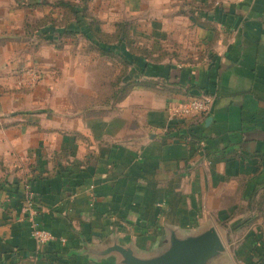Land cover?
<instances>
[{
  "label": "crops",
  "instance_id": "obj_1",
  "mask_svg": "<svg viewBox=\"0 0 264 264\" xmlns=\"http://www.w3.org/2000/svg\"><path fill=\"white\" fill-rule=\"evenodd\" d=\"M89 7L103 39L124 28L125 40L114 42L122 54L89 50L81 35L60 46L36 36L32 45L26 30L49 7L0 4V264H122L105 252L121 245L148 254L171 230L250 216L238 253L264 248V0ZM123 63L127 78L145 84L125 78L129 91L118 99ZM110 66L115 78L93 75ZM34 67L42 76L28 86ZM101 88L113 90L102 97ZM202 93L215 96L211 112L169 118V103ZM24 183L56 236L43 248L31 235Z\"/></svg>",
  "mask_w": 264,
  "mask_h": 264
},
{
  "label": "trees",
  "instance_id": "obj_2",
  "mask_svg": "<svg viewBox=\"0 0 264 264\" xmlns=\"http://www.w3.org/2000/svg\"><path fill=\"white\" fill-rule=\"evenodd\" d=\"M90 2L91 0H28L26 3V6L28 7L47 6L51 10V14L45 15V18L40 23H37L35 26H30L33 33L31 34V37L29 36V41H31V38L34 36H37L38 38L39 36H44L49 41H53L56 46H60V42H63L64 38L77 37L78 35H81L88 41H90L89 46H91L93 49H90L89 46H86L89 50L97 49L101 52V54L110 55L111 57L119 55L120 53L122 54L120 47L117 46L114 42L117 41V43H121V41L125 40L126 33L124 32V28L120 26L118 28L119 31H117L116 34L108 36L107 40L103 39L102 37H104V35L103 33H101V29L99 28L97 23L99 22V20L90 11ZM57 10H59L60 12L57 14V16H55L54 11L58 12ZM71 20H75L78 23V29L69 26V22ZM37 30H39L40 32L39 35L35 34ZM33 41L35 42L34 39ZM37 46L38 43L36 42L35 47ZM122 57L124 56L122 55ZM124 61L127 63V59ZM122 68L124 69L123 74H121L120 72V74L116 78L117 82L113 83V85L115 86L113 90V96L117 97L118 99L122 98L129 91V89L127 88L128 84H134L133 86H142L145 84L144 82H140V80L138 79L133 80L131 79L132 77L127 78L128 74L126 72L124 63L123 67H121V70ZM125 78H127L128 84H125ZM0 126H6V124H2V122H0ZM187 133H190L188 129ZM188 134L187 136L190 135L189 137H191L192 139H196V137L191 133L189 135ZM179 136H184V134H179ZM26 185V183H24L23 186L20 185L19 193L22 197L21 200H23L25 197ZM28 186L33 190L30 183ZM262 196H264V192ZM34 202L36 204H38L39 202L36 195L34 197ZM253 204L251 203L250 208H254ZM258 204L261 205L262 202H258ZM256 217L257 216H250L249 218L241 219L235 223H232V227L240 228L248 226ZM223 225H226V221H224ZM246 257H248L245 259L247 260V264H264V248H259L257 244L254 243L253 247L249 249V253Z\"/></svg>",
  "mask_w": 264,
  "mask_h": 264
},
{
  "label": "water",
  "instance_id": "obj_3",
  "mask_svg": "<svg viewBox=\"0 0 264 264\" xmlns=\"http://www.w3.org/2000/svg\"><path fill=\"white\" fill-rule=\"evenodd\" d=\"M122 264H223L226 246L214 223L197 231L171 230L166 242L152 253L137 254L129 246L115 245Z\"/></svg>",
  "mask_w": 264,
  "mask_h": 264
},
{
  "label": "built area",
  "instance_id": "obj_4",
  "mask_svg": "<svg viewBox=\"0 0 264 264\" xmlns=\"http://www.w3.org/2000/svg\"><path fill=\"white\" fill-rule=\"evenodd\" d=\"M42 73L34 67L25 71L23 83L28 86H33L41 78ZM215 102V96L210 93H202L197 96L185 97L182 100H177L167 105V113L171 119H189L196 116L204 115L211 112ZM26 187H29L28 185ZM26 204L24 211L31 223V235L40 247H44L56 239L55 234L48 228L44 227L38 219V210L35 206L34 196L31 191L25 194ZM62 242L66 240L61 239Z\"/></svg>",
  "mask_w": 264,
  "mask_h": 264
},
{
  "label": "rangeland",
  "instance_id": "obj_5",
  "mask_svg": "<svg viewBox=\"0 0 264 264\" xmlns=\"http://www.w3.org/2000/svg\"><path fill=\"white\" fill-rule=\"evenodd\" d=\"M13 1H16L19 4L20 3H24V5H26L28 0H0V4H5V3H10L11 4ZM29 29L26 30L27 33L28 32L29 33L30 32L33 33V31H31V29L30 30ZM33 38H35V41H37L36 36H34V37H32V40L29 41L30 44H32L34 42ZM89 48L93 49L91 46H89ZM112 67L113 66H110L109 68L105 67L102 70L100 69V72L93 73V75L94 76H98V79H99L100 76H101V79H102V77L105 75L107 80H111L113 77L115 78V76L113 74ZM123 70L124 69L122 68L121 74H123ZM108 75H110L109 78H108ZM112 90H111V88H106L105 90L103 88H101L99 90V92H100V94H101V92L104 93V96H102V97H107L108 95H110ZM259 221L262 222L261 219H259ZM262 224H263V222H262ZM253 225H255V223ZM230 226H231V228H230ZM216 227H217V229H218V231H219V233H220V235H221V237H222V239H223V241L225 243V246H226V252H225V257H224L225 259L222 261L223 264H247V260H245L246 258L245 259L241 258L243 256L241 255L240 252H239L240 253L239 254L238 251L241 250L240 247H241V244L243 242V240H242L243 239V235L245 234L246 228H248V226L240 227L238 230H235V229H233L231 223H230V225H226L225 226L227 228H225L223 226H220V224L217 223ZM226 229H228L229 232H227ZM241 252L245 253L244 249L241 250Z\"/></svg>",
  "mask_w": 264,
  "mask_h": 264
}]
</instances>
